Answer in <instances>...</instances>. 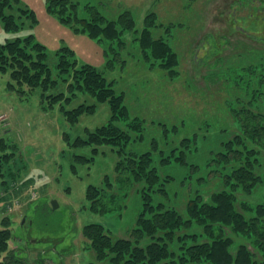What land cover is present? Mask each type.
Masks as SVG:
<instances>
[{
  "label": "rangeland",
  "instance_id": "obj_1",
  "mask_svg": "<svg viewBox=\"0 0 264 264\" xmlns=\"http://www.w3.org/2000/svg\"><path fill=\"white\" fill-rule=\"evenodd\" d=\"M18 1L34 14L35 21L21 18L18 5L4 6L0 14V44L31 35L34 42L45 47L51 65L61 47L70 48L79 63L90 64L103 72L115 93L122 94L131 118L143 120L141 139L133 136L125 151L140 153L151 148L152 137L159 150L170 151L164 157L152 147L155 161L162 157L169 161L158 163L159 173L172 178L166 185L170 195L155 198V202L173 204L186 219V204L195 190L207 200L212 193L224 189L219 168L210 159L226 141L239 134L233 110L256 112L250 107L252 101L261 104L264 111L263 96L253 94L264 74V0H71L79 16L87 19L92 16L91 9L111 21L129 10L137 28L142 27L147 13L154 12L160 26L150 27L151 32L156 38L161 36L167 40L178 54L179 65L174 77L167 76L163 70L148 68L141 60L138 33L134 31L120 36L128 45L127 48L114 46L113 51L118 53L115 56L106 45L63 25L46 11V0ZM7 21L16 23L17 29L12 27L7 31ZM247 66H255L257 76L255 73L254 78L245 73L244 77L239 76L240 70ZM9 81L8 74H0V138L14 146L7 148L6 152L14 156L4 171H12L16 176L0 177V229H3L2 220L9 218L8 228L12 233L9 250H21L18 255L27 264L94 261L93 252L86 249L82 227L97 223L115 237L127 238L142 209L140 186L130 184L119 189L113 184V190L109 191L115 196L111 211L91 212L85 199L86 188L89 185L102 188L107 175L115 179L116 162L121 156L110 145L71 147L69 143L83 135L84 129L93 130L109 121L114 124L118 119L112 120L106 103H96L94 114H83L71 125L59 106L50 107L41 97L40 88L24 87L25 94H19L16 85L15 91L8 88ZM82 102L95 103L86 95H78L67 108H75ZM123 120L117 121L121 129L126 125ZM162 125H178V130L167 136ZM194 133L197 140H193L190 152L184 155V160H175L179 156L173 149L178 148L183 137ZM74 155L93 157V160L78 164L74 162ZM253 166L261 176L264 152ZM198 177L204 181H196ZM235 193V209L248 219L254 210L248 211L242 205L254 208L263 203L264 183L248 193L238 187ZM53 202L56 207L52 206ZM201 229L193 222L190 228L181 226L176 233L191 234ZM233 240L234 245L242 241L240 237ZM255 257L260 259L257 254Z\"/></svg>",
  "mask_w": 264,
  "mask_h": 264
},
{
  "label": "trees",
  "instance_id": "obj_2",
  "mask_svg": "<svg viewBox=\"0 0 264 264\" xmlns=\"http://www.w3.org/2000/svg\"><path fill=\"white\" fill-rule=\"evenodd\" d=\"M11 4L18 5L17 13L21 18L28 17L32 22L35 21L34 14L20 5L18 0H0V14L4 6ZM75 7L71 0H46V11L63 25L73 32L87 35L102 46L106 45L115 56L118 53L113 51L114 46L127 48L128 45L120 36L130 31L138 33L137 43L142 55L141 60L148 64V68L163 70L169 77L177 75L178 54L167 40L161 36L156 38L150 30V27L156 29L160 26L154 12L147 13L142 27L137 28L134 15L129 10H124L117 19L111 21L96 9H91L92 16L88 19L82 18ZM5 26L7 31H11L12 27L16 30L18 27L16 23L9 21ZM48 59L49 54L45 47L34 42L31 35L0 44V74L9 75L10 90L15 91L16 85L17 92L25 94L24 87L28 90L40 88L41 97L47 100L50 107L59 106L65 120L71 125L76 124L79 116L83 114H94L96 103H106L109 106L112 120L124 119L126 122L125 129L117 126L118 120L114 124L109 121L93 130L84 129L83 135L77 136L69 143L71 147L110 145L121 156L116 162L115 179L107 175L103 178L102 188L94 185L86 188L88 210L98 214L111 211L110 204L115 200V196L109 191L113 190V184L119 189L125 186L128 188L130 184L140 186L138 191L141 194L142 209L129 232V238L115 237L97 223L82 227L81 234L86 239V249L92 251L94 257V261L87 264H264V202L254 208L242 205L248 211L254 210L253 216L248 219L235 209V191L238 187L248 193L259 183H264V172L260 176L253 166L264 152V113L261 104L257 105L251 101L250 107L257 110L256 112L233 110L239 124V134L226 141L223 148L210 159L211 164L219 168L220 183L224 189L212 193L207 200L195 190L196 195L193 194L186 204L187 218L184 219L174 209L173 204L169 206L167 201H154L155 198L164 199L170 195L166 185L172 178L161 175L158 170L159 164L169 162L167 157H164L168 155L166 152L170 151L159 150L154 137L150 141L151 148L143 152L136 153L124 149L133 136H136V140L141 139L144 122L139 118L130 117L122 94L115 93L102 71L90 64L79 63L75 53L68 47H61L55 53L52 65ZM247 67L240 70L239 76L244 77L245 73L254 78L256 67ZM255 75L257 76L256 73ZM253 91V94L264 98V74ZM78 95H86L95 103L82 102L75 108H67ZM162 128L164 135L168 136L169 133L177 132L178 125H162ZM196 135L194 133L179 141L178 148L173 149L178 151L179 156L175 160L185 159L184 155L190 152L193 140H197ZM9 147L14 146L8 145L0 138V177L11 174L10 177L16 178L12 171H4L14 156L13 153L6 152ZM152 147L157 148L164 156L158 162L153 159ZM95 149L96 147L94 152ZM92 158L74 155V162L91 163ZM188 165L191 166L189 162ZM71 167L74 169V165ZM215 178L219 179L218 176ZM196 181L202 182L204 179L198 177ZM262 197L264 198V193ZM193 222L202 229L196 232L193 230L191 234L176 233L181 226L190 228ZM9 223L7 217L1 223L3 229H0V264H27V260L18 255L21 250H9L8 243L12 238ZM233 237H240L242 241L234 245ZM255 254L260 259H257Z\"/></svg>",
  "mask_w": 264,
  "mask_h": 264
},
{
  "label": "water",
  "instance_id": "obj_3",
  "mask_svg": "<svg viewBox=\"0 0 264 264\" xmlns=\"http://www.w3.org/2000/svg\"><path fill=\"white\" fill-rule=\"evenodd\" d=\"M52 206H53V207H56L55 202L52 203Z\"/></svg>",
  "mask_w": 264,
  "mask_h": 264
}]
</instances>
